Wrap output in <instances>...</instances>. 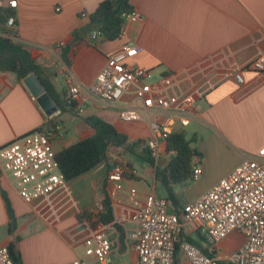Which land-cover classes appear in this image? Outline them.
Segmentation results:
<instances>
[{
	"label": "crops",
	"instance_id": "obj_1",
	"mask_svg": "<svg viewBox=\"0 0 264 264\" xmlns=\"http://www.w3.org/2000/svg\"><path fill=\"white\" fill-rule=\"evenodd\" d=\"M103 1L18 0L19 5L14 11L18 28L14 35L30 50L42 67V75L54 84L62 98L70 85L91 86L104 69L107 55L118 51L126 42H134L143 48V53L135 60L136 65L153 71V80L179 73L185 78L187 90L200 93L194 105L197 118L184 130L185 135L189 132L196 138V143L208 142L213 149H226L228 145H240L233 137L234 131L239 130L262 137L258 148L264 147V74L245 71L243 84H238L232 76L228 77L233 69L264 53V0H131L144 21L128 22L121 40L104 38L93 44L89 34L98 26L82 18V14L90 16ZM66 47L71 48L70 66L62 56ZM135 101L136 92L132 91L124 103L135 105ZM87 105L83 114L71 112L76 117L72 124L78 121L75 128L80 140L95 135L96 131L85 122L92 116L108 121L133 142H144L146 146L145 141L152 136L148 121L124 122L120 118V108L107 107L94 100ZM46 120L19 76L15 72H0V148L18 136L44 126ZM71 145L72 142L64 143L56 153ZM192 149H195L194 143ZM112 150L116 151V156ZM241 151L245 156L257 153ZM205 153L193 161L194 169L202 170L201 176L195 179L198 184L209 169ZM129 155L133 154L126 152L121 155L119 149L112 148L109 156L114 160L110 159L109 164H103L70 182L78 207L68 211L57 222L48 221L35 212L33 206L20 197L12 175L1 172L0 247L14 241L8 234L9 218L2 196V191H5L18 218L16 235L21 237L18 248L23 251L24 264H70L76 258L91 261L84 245L87 232L83 222L79 221V215L102 209L106 183L113 201L115 222L126 233L124 244H121L119 232L107 227V236L112 243L110 264H139L128 236L137 228L131 218L144 204L147 195L153 193L167 199L170 211L182 214L187 204L210 191L231 173L220 175L208 187L194 194H191L192 186L188 183L172 185L174 203L168 198L163 174L172 160L163 155L156 166L149 164V176L155 175L151 185L149 178L139 175ZM240 159L241 164L243 158ZM117 170L122 171L123 177L119 181H111V175ZM160 173L163 174L161 189L157 181ZM132 194L134 202L129 200ZM25 217L31 219L26 221ZM182 223L186 224L184 235H196L188 223L184 220ZM24 242H27L26 248H23Z\"/></svg>",
	"mask_w": 264,
	"mask_h": 264
},
{
	"label": "built area",
	"instance_id": "obj_2",
	"mask_svg": "<svg viewBox=\"0 0 264 264\" xmlns=\"http://www.w3.org/2000/svg\"><path fill=\"white\" fill-rule=\"evenodd\" d=\"M18 5V0H0V14L14 12ZM82 18L90 20L86 13ZM136 21H144L136 10L124 15L123 37L126 24ZM4 28L9 34L0 35L14 38L18 28L14 14L8 17ZM89 37L93 44L104 39L99 28L91 31ZM142 53L143 48L137 43H124L118 51L107 55L104 69L91 86L70 85L63 101L68 110L77 115L83 114L85 105L94 100L107 107L120 108L124 122L148 121L152 136L146 147L158 164L163 155L171 160L175 157V152L166 150L168 139L175 132L184 133L197 118L194 105L200 93L187 90L185 78L179 73L153 80V71L136 65L135 60ZM249 70L264 74V53L233 69L228 77L243 84L244 72ZM132 91L136 92V104L124 103ZM48 127L46 121L44 126L1 147L0 173L12 175L20 197L30 203L35 212L48 221L57 222L78 206L52 146L60 126ZM201 171L194 169V179L201 176ZM122 177V171L117 170L110 180L119 181ZM129 200L135 201L134 194ZM131 220L137 228L128 239L133 242L139 264H264V147L255 155L245 156L226 178L187 204L182 214L170 211L167 199L151 193ZM182 220L196 235L208 238L213 244L234 233L242 235L245 241L226 259L218 254L209 256L183 239L186 224ZM82 224L87 232L86 254L92 260L76 258L70 264H110L112 243L107 236V226L93 227L85 221ZM10 254L8 246L0 247V264H15Z\"/></svg>",
	"mask_w": 264,
	"mask_h": 264
},
{
	"label": "trees",
	"instance_id": "obj_3",
	"mask_svg": "<svg viewBox=\"0 0 264 264\" xmlns=\"http://www.w3.org/2000/svg\"><path fill=\"white\" fill-rule=\"evenodd\" d=\"M135 10L131 4V0H105L94 13L90 14V22L94 26H98L101 30L104 38L110 41H117L123 38V25L124 15ZM14 14L12 11H8L7 15L0 14V33L2 35L9 34L4 28L10 15ZM0 35V72H15L19 78L24 81L28 76L35 74L44 83L48 93L52 96V99L57 104L62 112H71L68 110L67 105L63 101L61 94L57 91L54 84L45 79L42 75V67L37 63L33 54L23 43L17 40L18 36L14 35V38L4 37ZM69 53L71 48L66 47L62 52L64 61L71 65L69 60ZM47 125L56 128L62 124L56 122V119H48ZM87 124L93 128L96 133L90 138H85L79 142L64 148L57 153L56 159L59 169L64 174L65 179L68 182H72L91 171L101 167L103 164H109L110 150L117 148L121 151V155L126 152L137 156L148 164L156 166V161L152 156V152L148 147L143 146L144 142H133L125 134L118 132V130L111 125L108 121L98 116L87 117ZM196 142V138L191 140L186 138L184 133L175 132L169 139L166 150L168 153L175 152L176 155L169 164V166L163 170L164 183L169 191V200L176 203L174 190L172 185H184L194 179V158L200 157L201 154L195 149H192V144ZM195 180V179H194ZM104 199L102 209L94 213H81L79 215L80 222H88L92 225H104L115 228L120 236V243L124 244L125 230L124 228L115 222L113 201L108 192V185H104ZM2 196L5 200L7 213L9 218V231L8 234L13 237L14 241L11 242L8 247L10 255L15 264H24L22 254L18 249V243L21 242V237L16 235L19 230L18 218L14 212V207L7 193L2 191ZM193 245L201 249L205 254L209 256H215L218 254L215 249V244L210 247L205 245L209 242L208 238L198 236H184Z\"/></svg>",
	"mask_w": 264,
	"mask_h": 264
},
{
	"label": "rangeland",
	"instance_id": "obj_4",
	"mask_svg": "<svg viewBox=\"0 0 264 264\" xmlns=\"http://www.w3.org/2000/svg\"><path fill=\"white\" fill-rule=\"evenodd\" d=\"M89 105H85L84 110L86 111L87 107ZM77 122L75 124H70V125H60V131H58L55 141L53 143V150L56 152L57 150H60L61 147L63 146L64 143L67 142H72V144H75L79 142L80 140V135L76 131V126ZM53 127V126H51ZM50 128V127H48ZM51 129V128H50ZM189 131V129H188ZM246 133L245 131H234L233 137H235L237 143L240 145L233 146V145H228L226 149H213V147L208 143V142H194L195 150L202 154L203 152L205 153V157H207V163L209 169L206 171V175L204 176V179L202 180L201 184L196 183V181L193 179L192 181H189L188 184L191 185V194L197 193L201 188H206L208 187L216 178H218L220 175H224L226 173H230L234 171L239 165H240V158L244 159V153L241 150H245L249 154H254L257 151H259L258 145L259 141L261 138L259 135H251V134H244ZM252 133V132H250ZM186 138L188 140H191L193 138V134L186 133ZM148 140L145 141L147 144ZM204 143V144H203ZM141 147H145V144ZM208 148H211L209 151H207ZM112 154H115L116 156V151H111ZM204 155L202 154L203 157ZM128 158L132 160V163L136 165L138 173L140 176L147 177L146 179L149 178V180H144V181H149V183L152 185L153 181H155V175L150 177L148 174V171L150 169L149 164L144 161L141 158L134 157L133 155H129ZM111 160H114L113 157L110 158ZM243 161V160H242ZM242 163V162H241ZM107 168L105 167L104 170ZM164 174V173H163ZM163 174H158L157 181L159 184V188L161 189L162 186V177ZM26 221H29L31 217H25ZM24 222V221H23ZM190 228V226H188ZM193 237H197L195 234H192ZM185 237L187 236V233L184 235ZM245 239L243 238L242 235L239 233H234L227 237L226 239L222 240L218 244H215V249L218 252V255L222 258H227L229 255L233 254L239 247L244 243ZM212 245L211 241L205 245L206 247H210ZM27 247V242L23 243V248ZM19 249V248H18ZM21 254L23 251L19 249ZM23 255V254H22ZM21 255V256H22Z\"/></svg>",
	"mask_w": 264,
	"mask_h": 264
},
{
	"label": "water",
	"instance_id": "obj_5",
	"mask_svg": "<svg viewBox=\"0 0 264 264\" xmlns=\"http://www.w3.org/2000/svg\"><path fill=\"white\" fill-rule=\"evenodd\" d=\"M23 83L32 95L33 99L44 112L46 118L56 119V122L66 125L72 124L74 121H76L74 113L67 111L62 112L59 109L57 104L52 99V96L45 88L44 83L37 75L32 74L28 76L26 79H24Z\"/></svg>",
	"mask_w": 264,
	"mask_h": 264
}]
</instances>
